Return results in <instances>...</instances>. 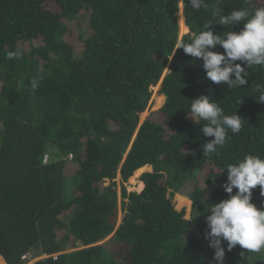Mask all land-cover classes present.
Masks as SVG:
<instances>
[{"label": "trees", "instance_id": "1", "mask_svg": "<svg viewBox=\"0 0 264 264\" xmlns=\"http://www.w3.org/2000/svg\"><path fill=\"white\" fill-rule=\"evenodd\" d=\"M259 6L264 0H206L197 11L187 0H0V255L7 264H24L26 252L57 253L32 264H218L207 252L205 218L228 198L226 166L245 154L264 158V103L255 90L264 86V68L249 69L240 87L208 80L202 59L176 50L179 11L187 41L216 8ZM17 50L20 58H7ZM159 82L155 107L138 128ZM200 95L244 120L207 156L202 145L214 137L200 131L205 121L188 116ZM147 165L143 189L129 191L126 182ZM175 194L192 201L189 217ZM252 202L264 206L259 186ZM224 247L226 264H264V250Z\"/></svg>", "mask_w": 264, "mask_h": 264}, {"label": "clouds", "instance_id": "2", "mask_svg": "<svg viewBox=\"0 0 264 264\" xmlns=\"http://www.w3.org/2000/svg\"><path fill=\"white\" fill-rule=\"evenodd\" d=\"M187 3L195 11L206 7V0H187ZM241 22L243 27L238 32L233 31V26ZM212 25L225 26L231 30L214 34ZM218 47L223 52L215 51ZM177 49H182L193 61L202 59L206 78L211 82L229 88L244 86L246 77L250 75L249 69L254 66L264 68V6L233 9L227 14L224 9L216 8L204 30L192 33L187 41H179ZM20 55L19 50L10 51L7 58L18 59ZM32 85L33 88L37 87L36 81ZM255 90L259 93L258 102L264 103V86L257 85ZM188 116L199 124L205 121L200 131L206 137H214L202 145L204 156L216 153L218 147L224 146L231 138L229 131L238 134L244 121L236 112L225 114L224 109L213 102L209 95H200L192 100ZM225 169L227 181L223 188L228 198L211 204V214L205 218L209 230L205 232V239L210 241L214 259L219 264H223L226 254L225 242L227 251L237 245L250 253L264 250V206L258 208L252 202V190L257 186L261 195H264V158L245 154ZM234 188L237 189L235 194ZM240 255L244 257L245 253L242 251Z\"/></svg>", "mask_w": 264, "mask_h": 264}, {"label": "rangeland", "instance_id": "3", "mask_svg": "<svg viewBox=\"0 0 264 264\" xmlns=\"http://www.w3.org/2000/svg\"><path fill=\"white\" fill-rule=\"evenodd\" d=\"M181 1H182L181 6H183V0H181ZM47 6L51 10H58V5L56 3L49 2L47 4ZM179 19H180V35H179V41H180V40H182L184 38L185 35H187L189 33V27L187 26V24L185 22V18L183 16V12L182 11H179ZM183 22H184L185 25H183ZM69 38L75 39L74 36H70ZM36 42L39 43L40 42V39L36 40ZM168 71L169 70H167V69L165 70V72L163 74V77L165 76V74ZM160 82L157 85L151 87V89H152V96H151V99L149 100L148 106L146 107V109L144 110V112L140 113V122H139L138 128H140L141 124L147 119V117L149 116L150 112L155 107L156 99H157L156 96L159 93V88H160V84H161ZM70 157H72V155H70ZM74 167L75 166L72 165V168H74ZM146 170H151V167L148 166V165L145 166V167H143L140 171L136 172L133 175L134 178H132L133 177L132 176L126 182V186H127V188H128L129 191H133V190L141 191L142 190L143 187H141V184H142L143 181L141 180V177L140 176ZM72 171L69 172L70 175L72 174ZM116 180H117V183H118L117 184V189H118L119 203L121 205L122 197H121V188H120V186H121L120 185V183H121L120 176H118ZM105 183L107 185L110 184L111 183L110 179H106ZM174 201L176 202V206H177L178 209H181L183 206H186L187 207V212H188L187 213V217H189L190 216V210H191L192 201L188 197H184V196H183V200H181L180 197L178 196V194H175ZM122 217H123V212L120 209L119 218H118V222H117V225L118 226H119V224H120V222L122 220ZM111 236L112 235H110L108 238H110ZM107 239H105V240H107ZM105 240H103L102 242H104ZM206 243H207V250H208L207 252H208V255L210 256L209 258L212 259V260H214L215 262H217L219 264V262L214 259V249L209 246L210 241L207 240ZM25 254H28L29 256H28V258L23 259L24 260V264H32V263H34L35 261H37L39 259H44V258L49 257V256H54V257L57 256V253H54V254L40 253L39 254V253L26 252ZM0 258L4 259V257L2 255L0 256ZM226 263H227V257L225 256L224 257L223 264H226ZM0 264H3V261L1 259H0ZM6 264H7V262H6Z\"/></svg>", "mask_w": 264, "mask_h": 264}, {"label": "built area", "instance_id": "4", "mask_svg": "<svg viewBox=\"0 0 264 264\" xmlns=\"http://www.w3.org/2000/svg\"><path fill=\"white\" fill-rule=\"evenodd\" d=\"M47 158H48V155H46L45 161L47 160ZM28 256H29L28 254L23 255V259L28 258Z\"/></svg>", "mask_w": 264, "mask_h": 264}, {"label": "bare ground", "instance_id": "5", "mask_svg": "<svg viewBox=\"0 0 264 264\" xmlns=\"http://www.w3.org/2000/svg\"><path fill=\"white\" fill-rule=\"evenodd\" d=\"M181 4H182V1H181ZM181 11V10H180ZM132 178H134V176L132 177ZM143 182H142V184H141V187L143 186ZM1 256V255H0ZM4 260V259H3ZM4 262H5V260H4ZM6 263V262H5Z\"/></svg>", "mask_w": 264, "mask_h": 264}, {"label": "crops", "instance_id": "6", "mask_svg": "<svg viewBox=\"0 0 264 264\" xmlns=\"http://www.w3.org/2000/svg\"><path fill=\"white\" fill-rule=\"evenodd\" d=\"M144 183V182H143ZM142 187H144V184H143V186ZM143 189V188H142Z\"/></svg>", "mask_w": 264, "mask_h": 264}, {"label": "water", "instance_id": "7", "mask_svg": "<svg viewBox=\"0 0 264 264\" xmlns=\"http://www.w3.org/2000/svg\"><path fill=\"white\" fill-rule=\"evenodd\" d=\"M163 79V78H162ZM162 81V80H161Z\"/></svg>", "mask_w": 264, "mask_h": 264}]
</instances>
